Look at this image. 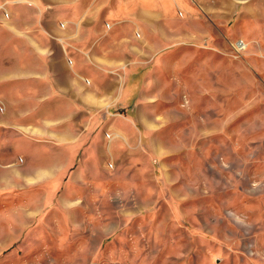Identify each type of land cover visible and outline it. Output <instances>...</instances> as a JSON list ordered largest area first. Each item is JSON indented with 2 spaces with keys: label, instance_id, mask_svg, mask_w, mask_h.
<instances>
[{
  "label": "rangeland",
  "instance_id": "rangeland-1",
  "mask_svg": "<svg viewBox=\"0 0 264 264\" xmlns=\"http://www.w3.org/2000/svg\"><path fill=\"white\" fill-rule=\"evenodd\" d=\"M185 1L93 123L112 144L47 200L0 196V264H264V0Z\"/></svg>",
  "mask_w": 264,
  "mask_h": 264
},
{
  "label": "crops",
  "instance_id": "crops-1",
  "mask_svg": "<svg viewBox=\"0 0 264 264\" xmlns=\"http://www.w3.org/2000/svg\"><path fill=\"white\" fill-rule=\"evenodd\" d=\"M160 1L0 0L4 200H47L49 187L57 193L66 173L78 167L77 155L112 144L93 123L98 116L110 121L111 107L129 104L139 88L144 54L137 43L159 40L145 27L166 17L179 20L176 7L186 2Z\"/></svg>",
  "mask_w": 264,
  "mask_h": 264
}]
</instances>
